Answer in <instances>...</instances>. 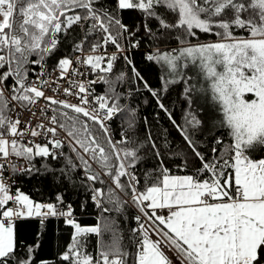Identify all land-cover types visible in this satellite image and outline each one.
<instances>
[{
  "label": "snow or ice",
  "instance_id": "6c2138e0",
  "mask_svg": "<svg viewBox=\"0 0 264 264\" xmlns=\"http://www.w3.org/2000/svg\"><path fill=\"white\" fill-rule=\"evenodd\" d=\"M125 10L140 22L126 23ZM201 34L214 39L201 42ZM137 50L158 67L159 87L138 69ZM190 66L206 87L191 83ZM180 84L187 107L178 120L165 100ZM141 86L182 138L187 152L169 159L182 157L188 174L166 166L151 130L139 144L126 135L140 121L131 101ZM194 92L210 93L221 113L214 126L230 141L217 137L224 147L213 146L210 156L196 140L204 125ZM146 143L158 174L151 183L146 174L141 186ZM259 147L264 0H0V264H264V156L253 158ZM38 175L53 183L47 198L17 186L20 176ZM89 207L98 210L95 224L80 218ZM128 208L137 211L130 251L117 219ZM30 219L71 229L56 257H41L38 238L28 243L18 231ZM93 235L96 255L87 250Z\"/></svg>",
  "mask_w": 264,
  "mask_h": 264
},
{
  "label": "trees",
  "instance_id": "16d2710c",
  "mask_svg": "<svg viewBox=\"0 0 264 264\" xmlns=\"http://www.w3.org/2000/svg\"><path fill=\"white\" fill-rule=\"evenodd\" d=\"M123 19L129 25L137 24L140 22V16L135 10H125L122 13ZM209 39H214L213 37L205 36L201 34V42ZM172 46H177L176 42H172ZM142 50H137L134 53L137 66L139 70H142V75L148 80L153 87H159V69L156 65L146 63L141 57ZM183 85L173 86L170 90V94L165 100L166 105L169 106L170 110L174 111L177 119L181 118L182 111L187 107V102L181 97ZM104 91V86H97V92L102 93ZM148 101V103H144ZM123 103V102H122ZM133 105H139V117L140 121L134 129H129L126 135L129 137H134L137 144L140 142L147 141L148 131L151 130L154 137H158V146L160 147L162 157L165 159L166 166L170 167L174 174L183 175L188 174L191 169L182 171L180 164L182 163L181 158L169 159L172 152H187L186 146L183 144L182 138L172 128L167 117L164 116L162 112L155 105V101L150 98V95L143 90L141 86V94L134 97L131 101ZM196 102H193V110L198 113V109L195 106ZM159 113L160 119L157 120L156 114ZM199 115V114H198ZM148 118V124L145 125L143 122V117ZM203 120V118H201ZM214 118H207L203 121V132L202 134H197L196 140L199 143L201 150L206 155H211V148L215 145V139L217 137L222 138L225 141V145L229 143V138L226 135V129L214 126ZM121 125V119H116L113 121L114 133H116L115 138H119L118 132ZM126 126V125H125ZM167 128L168 135L166 139L163 137V129ZM135 146V145H130ZM220 149L224 145L216 146ZM141 156L143 157L142 162L137 168L138 178L141 180V186L145 182V175L148 174V183L153 182L155 176L158 174V161L155 158L154 153L151 151L150 145L145 144V148L141 150ZM264 156V147H259L253 158H260ZM189 159L191 157L189 156ZM39 167V163L37 164ZM17 186L33 197L39 199L41 196L45 198L48 197L55 189L51 179H45L43 176H34L29 179L26 176H20L18 178ZM82 198V197H81ZM67 199L76 200L79 202L75 192L68 191ZM99 213L94 207H89L88 212L83 215L81 220L86 224H95L97 222V217ZM135 215L133 208H128L125 214L118 217L120 224L121 233V243L126 250H131L130 240L131 236L129 233V228L135 226V222L132 217ZM115 217V213L111 214L110 218ZM18 231L27 240L28 243H32L34 240H39L41 243V248L39 249L40 256L46 258H54L57 253L66 246V243L70 240L71 229L64 226L61 221L50 220L46 222V225L42 228L39 221L36 219L19 221L17 223ZM97 237L90 236L87 243V250L93 255L97 254L98 244ZM105 242L109 243L111 237L105 235Z\"/></svg>",
  "mask_w": 264,
  "mask_h": 264
},
{
  "label": "rangeland",
  "instance_id": "374dc122",
  "mask_svg": "<svg viewBox=\"0 0 264 264\" xmlns=\"http://www.w3.org/2000/svg\"><path fill=\"white\" fill-rule=\"evenodd\" d=\"M187 74L189 76L193 77V80L191 83L195 84L197 87H200L201 85L207 86V82L204 81L202 74L199 73V70L196 67H189L187 70ZM193 102L195 103V106L198 109V118L209 119L214 118L215 121H218L221 119V113L218 111V109L213 105V102L211 101L210 93H197L194 92L192 94Z\"/></svg>",
  "mask_w": 264,
  "mask_h": 264
},
{
  "label": "built area",
  "instance_id": "2783aa9c",
  "mask_svg": "<svg viewBox=\"0 0 264 264\" xmlns=\"http://www.w3.org/2000/svg\"><path fill=\"white\" fill-rule=\"evenodd\" d=\"M52 93L51 92H49V95H51ZM37 115H38V113H37ZM49 115H50V113H49ZM24 117L26 118V119H35L34 117H32L31 116V114L30 113H25L24 114ZM111 126H112V129L114 130V128H113V122H112V124H111ZM114 132V131H113ZM13 163H16V164H18V166H23V164H24V162L23 161H16V160H13ZM133 210H134V212H135V214H137V211H136V209L135 208H133Z\"/></svg>",
  "mask_w": 264,
  "mask_h": 264
}]
</instances>
